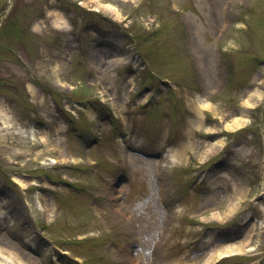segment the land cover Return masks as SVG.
<instances>
[{
    "label": "rangeland",
    "instance_id": "obj_1",
    "mask_svg": "<svg viewBox=\"0 0 264 264\" xmlns=\"http://www.w3.org/2000/svg\"><path fill=\"white\" fill-rule=\"evenodd\" d=\"M243 91L264 96V0H0V263L204 264L246 242L214 264H264V102Z\"/></svg>",
    "mask_w": 264,
    "mask_h": 264
},
{
    "label": "bare ground",
    "instance_id": "obj_2",
    "mask_svg": "<svg viewBox=\"0 0 264 264\" xmlns=\"http://www.w3.org/2000/svg\"><path fill=\"white\" fill-rule=\"evenodd\" d=\"M66 23L67 22H66V19L64 18V16L57 18V20H56V24L58 25V27H63ZM244 98L245 99L243 100L242 105L244 107L251 108L261 98V95L259 94V92H255L254 94H250V92H248L245 94ZM202 109L203 110H211L212 108L209 104H203ZM245 122H246V119H244L240 115L235 116L234 120L230 124L227 125L226 129L229 131L239 130L242 127H244ZM42 140L44 141V143L48 141L47 133H43ZM222 146H223L222 141L214 143L210 146L209 152L210 153L213 151L216 152ZM184 149H186V148L183 147L182 150H184ZM60 152L62 153V151H60ZM178 153H181V152L178 150H173V151H171V154L168 155V158H170L173 162H175L176 155ZM127 157H128V161L130 162V164L133 167L136 166L137 169L138 168L140 169L141 165H142V169H145V170H153V167L155 168V166L157 167V169L159 167V164H156V163H158V161H152L150 159H146L145 157H139V156L135 155L134 153L128 154ZM14 181L23 188L32 184V183H28V181H23V180H19V179H15ZM241 187L242 186L240 184L235 185V193L233 196L234 201L228 207L229 215L234 213L236 206L243 199V190ZM245 246H246V242H244L242 244H230V245L217 246V248L214 250V252H212V254L206 259L204 264H214V262L218 261L222 257L231 256L234 254L241 253L242 250L245 248ZM4 253H5L4 251L0 250V254H4ZM5 255L7 257H9L10 259L12 258L11 255H7V254H5ZM18 262H19V264H25V261L22 259H20ZM0 264H2V263H0Z\"/></svg>",
    "mask_w": 264,
    "mask_h": 264
}]
</instances>
